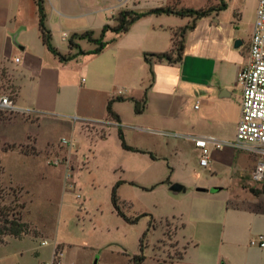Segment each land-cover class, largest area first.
Returning a JSON list of instances; mask_svg holds the SVG:
<instances>
[{
    "label": "rangeland",
    "instance_id": "1",
    "mask_svg": "<svg viewBox=\"0 0 264 264\" xmlns=\"http://www.w3.org/2000/svg\"><path fill=\"white\" fill-rule=\"evenodd\" d=\"M119 1L70 0L68 7L72 15L81 13V5L89 8L82 13L88 16L89 13L92 14L88 18L66 21L68 24L83 26L84 29L79 31H86L85 26L96 25L102 17V14H94ZM138 1L142 3V9L138 11L145 12L143 8L147 6L146 0ZM177 1L173 3L177 4ZM252 1L231 0L233 7L228 13H234L232 19L239 21L240 14L245 13L249 20V6ZM44 2L46 12L52 5L57 4L55 0L52 3L48 0ZM133 2L134 0H125L123 8H130ZM179 2L180 7L200 10L207 8L212 0ZM173 3L169 6H173ZM101 30L97 29L96 35H99ZM58 32L53 34L54 44L64 49L61 53L66 54L67 50L69 52L70 33ZM64 33L67 39L64 38ZM110 37L111 35L108 39ZM82 46L84 49L92 48L88 42H84ZM88 59L84 58L83 61L88 63ZM80 73L81 70L71 73L72 86L75 88H78V82L79 86H82L84 79H87V75ZM29 86L28 82L23 81L24 95L30 97L32 91ZM41 107H36V113L31 115L33 122L19 123L22 119H11L16 118V113L7 112L4 113L8 114V119H1L3 122L0 123V162L7 172V178L12 179L13 186L22 189L23 201L27 204L24 221L38 237L31 235V238L25 240L10 239L1 244L0 264H53L56 243L63 253L57 264H133L132 257L140 254L145 255V264H154L158 260H179L182 256V264H197L199 259L202 262L204 258L216 255L217 251L222 256V264H262L254 252L249 256L250 246L245 243L248 229L252 227L248 216L243 214L245 219H240L241 225L246 229V232L236 233L240 244L233 245L230 241L232 235L228 232L225 237H221L219 232L214 236H206L207 231L214 229L208 220H205L199 229L190 224L191 220L196 222L195 215H191V208H197V203H194L189 194L177 196L170 191L174 184H181L189 190H198L200 187H196V184L207 183L212 184L213 193L222 186L231 190L225 189L223 195L234 191L231 209L245 210L247 206H255L258 200L251 194L250 189L264 187V183L259 184L253 180L258 161L256 155L228 146L215 150L224 156V162L223 167H219L218 172L212 174L200 167V159L185 140L173 138L178 136L177 134L165 132L155 136L145 119H132L130 123L124 124L126 130L123 127H113L105 129L106 133L99 132L88 137H83L77 130L74 137L76 148L72 153L75 157H70L68 148L62 145V140L71 139L68 123L75 125L71 119L82 118V115L65 117L60 113L62 108L57 109L53 105ZM9 121L14 123L9 124ZM120 128L123 133L126 132V144L139 152L126 151L123 148L119 136ZM30 136L36 139L46 162L55 157L60 148L64 151L58 156L66 159L70 157L77 191H66L65 167L46 165L50 169H45L48 179L43 180L41 167H47L44 166L42 158L38 165H30L21 163V158L14 154L16 151L9 150L11 153L4 154V149L6 151L11 149V146H16L12 144V140L24 142L25 137ZM235 140L236 138L231 142ZM148 149L151 153L145 152ZM23 152L27 150L24 148ZM225 160H228V163ZM239 179L241 183L236 187ZM114 188L120 210L128 217H141L137 224H127L118 215L112 203ZM78 193L82 195L81 200L76 198ZM210 205L217 206L218 203L212 202L208 204ZM212 209L213 207L208 208L207 215L212 213ZM194 232L198 236L194 235ZM207 243L211 244L206 245Z\"/></svg>",
    "mask_w": 264,
    "mask_h": 264
},
{
    "label": "crops",
    "instance_id": "2",
    "mask_svg": "<svg viewBox=\"0 0 264 264\" xmlns=\"http://www.w3.org/2000/svg\"><path fill=\"white\" fill-rule=\"evenodd\" d=\"M48 1L52 3L53 0ZM55 1L56 7L51 4V8L47 9L48 26L52 33L58 34L60 31L71 35L74 32H81L79 30L84 29L83 26L68 24L66 20L76 21L90 17L92 13H89L90 16L82 13L89 8L81 5L79 6L81 13L72 15L68 7L70 0ZM175 1L177 0L157 2L146 0L147 6L143 9L147 11L164 7ZM225 3L227 5L225 9H219L197 21L193 19L189 21L188 18L183 20L175 15L144 18L136 22L128 33L109 45L103 53L97 56H81L75 61L63 64L42 42L36 1L0 0V96L11 97L20 108H33L36 111V107L53 105L57 109L62 108L60 113L65 117L82 115L80 116L82 119L95 121L93 124L78 126L68 123V131L72 136L77 135V130L83 137L104 131L106 133L105 129L113 127H123L126 130L124 124L130 123V120L145 119L155 136L165 132L177 134L178 136L173 138L185 140L191 146L192 152L201 159L202 152L190 137L210 136L231 142L236 138L242 117L243 92L237 81V75L250 62V46L258 0H253L249 6L250 19H247L245 13H241L239 21L232 19L234 13H228L233 7L231 0H225ZM220 5L221 0H212L208 7H220ZM122 9L124 8L121 0L119 3L102 8L94 14L95 16L102 14L99 23L85 26V29L94 31L102 29L106 24L111 23V18ZM130 9L141 10L142 3L134 0ZM192 24L193 28L184 36V53L181 62L153 60L152 64H149L145 61V54L158 55L170 52L173 49V32ZM63 36L67 39L65 33ZM112 38L113 35L110 39ZM56 47L59 51L64 50ZM84 58H89L88 63L83 61ZM74 70L79 72L81 70L80 75L83 73L87 75L82 86H79L78 82V88L72 86L71 73ZM23 81L30 85L32 91L30 97L24 95ZM146 92L147 107L143 113L137 114L134 102L129 99L141 100ZM118 98H124L125 101L112 103L118 121L111 120L107 110L108 105L111 100ZM20 114L16 113V118L11 119H22L19 123L33 122L31 116ZM1 119H8V114L0 112L2 124ZM12 123L14 121H9V124ZM123 134L126 138L125 131ZM12 141L17 148L16 152H13L21 158V163L38 165L42 158L44 166L47 167L46 159L41 154L42 149L33 136L25 137L24 142ZM20 147H24L28 153L23 152ZM63 151L60 148L56 156ZM150 151L148 149L145 152L151 153ZM9 153L11 152L4 154ZM223 162L224 156L212 150L209 167L201 165L200 167L213 174L218 172L219 167H223ZM225 162L228 163V160ZM41 168L43 180H47L48 177L45 175L48 174H45V171H49L50 168ZM240 183L239 179L236 187ZM211 186L212 184L199 183L196 187L205 188L206 192L188 188L186 193L175 194L177 196L189 194L194 203H197V208L194 206L191 208V215H195L196 219L194 217L193 219L196 222L191 220L190 224L199 229L204 225V221L208 220L214 229L207 231L206 236H214L219 232L221 237H225L228 232L232 235L231 244L236 245L240 244L236 233L246 232L240 219L248 216L252 224L245 242L250 246L249 256L254 252L263 264L264 249L251 247L250 240L257 235H264V212H254L247 208L231 209L234 191L230 192L229 188L222 186L213 193ZM225 189L230 190L229 194L223 195ZM212 202H217L218 205L208 206ZM206 207H213L210 215H207ZM194 235L198 236L199 230L198 235L196 232ZM28 238L31 237L21 240ZM58 246L56 243L53 252ZM221 257L217 251L216 255L206 257L202 262L199 259L197 264H222ZM183 260L184 258L171 262L182 264Z\"/></svg>",
    "mask_w": 264,
    "mask_h": 264
},
{
    "label": "trees",
    "instance_id": "3",
    "mask_svg": "<svg viewBox=\"0 0 264 264\" xmlns=\"http://www.w3.org/2000/svg\"><path fill=\"white\" fill-rule=\"evenodd\" d=\"M35 1L39 11V29L42 42L44 46H46L47 49L63 64L75 61L81 56H97L103 53L109 45L114 43L121 36L128 33L136 22L144 18L151 16L175 15L180 18H191L193 21H197L201 18L210 16L213 12L219 9L223 10L227 6L225 0H221L220 7H208L200 10H194L180 7V2L177 1V4H174L173 6L167 5L164 7L147 10L145 12H140L130 8L122 9L111 18V23L106 24L102 28L99 35H96V31L94 30L72 33L68 39L69 52L63 54L54 44L52 30L48 26V16L45 9L44 0ZM191 28H193V24L175 30L173 32V49L170 52L164 54H145V61L149 64H152L153 60L157 62L167 61L169 63L181 62L184 53V36ZM109 35H113V38L108 39ZM84 42H88L92 48L84 49L82 46ZM74 51H76L75 54L73 53ZM129 100L134 102L135 112L137 114H141L147 107V92L141 100ZM115 101H125V99L118 98L110 101L107 110L111 120L118 119L117 115L112 109V103ZM119 131L123 148L126 151L139 152V150L134 149L133 147L126 144L121 128ZM20 148L23 151L24 147ZM16 149V146H11V149L8 148L6 151L4 149V152L8 153L12 150L15 151ZM6 175L7 172L4 170V167L0 162V245L5 244L10 239L21 240L31 235L32 237H38L37 234L32 233L30 225L24 221L27 204L23 201L22 189L14 187L12 179H8ZM119 185L120 183H118L117 186ZM115 188L113 189L112 203L117 210L118 215L127 224H137L141 217L131 218L120 210ZM250 192L258 200V203L255 206H247L246 208L254 212H264V187L263 189L252 188L250 189ZM142 245L143 242H141V246ZM57 251H61L59 246L57 247ZM180 259H183V256ZM131 262L133 264H145L146 257L144 254L136 255L132 257ZM154 264H172V262L167 260H158Z\"/></svg>",
    "mask_w": 264,
    "mask_h": 264
},
{
    "label": "built area",
    "instance_id": "4",
    "mask_svg": "<svg viewBox=\"0 0 264 264\" xmlns=\"http://www.w3.org/2000/svg\"><path fill=\"white\" fill-rule=\"evenodd\" d=\"M124 2L125 0H121ZM237 81L242 88V117L237 129L234 142L222 141L215 137H190L195 146L201 150L202 156L200 165L209 167L212 150H222L224 147H232L238 151L256 155L258 161L253 173V180L256 183H264V0H258V9L250 46V62L247 67L241 69L237 75ZM198 108V106H197ZM0 111L7 113H22L31 116L35 114L34 109L20 108L9 96H0ZM75 124L95 123L90 119L75 117ZM96 123L107 124L103 121ZM120 126L119 124H116ZM162 135L164 133H161ZM75 136L71 139L62 140L63 147L68 148L70 157L76 148ZM69 159L55 156L47 160L46 164L51 167H65V189L66 191H77V183L74 179V169ZM76 198L81 200L82 195L77 194ZM45 245L47 242L44 243ZM250 245L255 248L264 249V235H258L251 239ZM63 253L55 249L53 264H57ZM59 263V262H58Z\"/></svg>",
    "mask_w": 264,
    "mask_h": 264
},
{
    "label": "water",
    "instance_id": "5",
    "mask_svg": "<svg viewBox=\"0 0 264 264\" xmlns=\"http://www.w3.org/2000/svg\"><path fill=\"white\" fill-rule=\"evenodd\" d=\"M170 191L174 194H181V193H186L187 188L181 184H174L170 187ZM198 191L199 192H206V189L199 188ZM96 264H97V262H96Z\"/></svg>",
    "mask_w": 264,
    "mask_h": 264
}]
</instances>
